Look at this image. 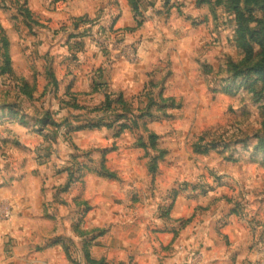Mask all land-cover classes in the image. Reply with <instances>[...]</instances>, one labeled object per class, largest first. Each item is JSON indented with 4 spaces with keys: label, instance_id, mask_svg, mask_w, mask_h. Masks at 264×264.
I'll list each match as a JSON object with an SVG mask.
<instances>
[{
    "label": "rangeland",
    "instance_id": "rangeland-1",
    "mask_svg": "<svg viewBox=\"0 0 264 264\" xmlns=\"http://www.w3.org/2000/svg\"><path fill=\"white\" fill-rule=\"evenodd\" d=\"M124 1L141 33L107 25L112 18L105 12L118 0H0V179L11 161L21 160L41 178L45 221L28 224L41 235L33 237L32 249L42 254L58 248L65 264H106L92 255L106 233L99 223L109 222L101 213L106 196L97 184L86 199V177L92 173L123 183L118 171L123 159L111 160L116 171L107 159L109 150L123 147L139 151L145 168L140 180L148 187L128 195L110 189L114 196L123 198L122 205L133 202L126 206L129 211L137 213L139 206V218H145L149 199L160 200L153 219L141 220V228L146 223L149 232L166 229L179 198L197 202L201 212L214 200L247 225L261 254L251 264H264V79L249 71L264 56V0H135L136 17L133 2ZM37 4L48 12L65 8L72 17L61 23L64 28L74 26L76 38L100 52L117 48L133 65L140 64L145 42L155 61L148 65L142 92L130 101L106 94L87 114L71 104L78 113L56 121L40 109L34 88H59L60 83L52 69L46 78L38 73L45 65L36 40L48 20L34 11ZM76 12L81 15L73 16ZM70 46L79 51L82 43ZM83 132L107 134L111 141L103 136L100 152L93 153L75 142ZM0 219L9 221L10 211L0 208ZM175 223L179 228L184 221ZM174 251L184 264H203L200 248L179 244Z\"/></svg>",
    "mask_w": 264,
    "mask_h": 264
},
{
    "label": "crops",
    "instance_id": "crops-1",
    "mask_svg": "<svg viewBox=\"0 0 264 264\" xmlns=\"http://www.w3.org/2000/svg\"><path fill=\"white\" fill-rule=\"evenodd\" d=\"M118 3L105 12L107 18H112L107 25L123 33H141L125 1L118 0ZM34 11L49 21L46 22L47 28L41 32L43 35L36 40L39 47L37 54L43 57L42 64L45 65L38 73L46 78L47 69H52V76L60 83L59 88H34V99L35 104L42 110H48L55 121L75 116L78 112L73 109L74 105L79 106L80 112L87 114L102 105L106 94L118 93L125 101H130L145 88L148 83V65L154 60L145 42L140 48V64L133 65L130 53L127 55L129 57L124 58L117 48L100 52L76 38L74 26L64 28L65 25L61 23L71 16L65 8L48 12L37 4ZM78 13L73 16H80ZM79 42L82 43L80 50L72 51L70 45ZM103 136L111 141L107 134L98 136L83 132L76 134L75 142L85 150L100 152L101 144L105 142H102ZM124 138L127 136L122 135L121 139ZM26 146L30 147L28 144ZM126 149L122 147L115 152L109 150L107 154L110 168L113 166L111 160L123 159L122 165L118 167L123 183L108 182L92 173L86 177V199L91 198L95 188L93 185H102L103 189L107 187L101 190V194L106 196L105 208L101 213H106L109 222L106 225L99 223V227H106V233L99 240V248L92 251L96 260L104 259L106 264H184L181 255H176L174 251L179 244L200 248L204 256L203 264H251L260 259L261 254L255 251L257 247L252 246L247 225L223 209V204L214 203V200L210 202L209 211L201 212L197 211V202L179 198L168 218L164 217L168 223L166 229L149 232L146 223L141 228V220L153 219L156 206L160 205L156 203L160 200L154 202L149 199L147 204L151 206L143 212L145 218H139V206L137 213L129 211L126 206L133 205V202L122 205L123 198L114 196L115 192L110 189H123L122 192L128 195L136 189L148 187L147 181L142 183L140 180L145 168L138 160L139 154L136 152L139 151ZM11 162L7 167L8 174L5 173L4 179H0V208L11 213L9 221L2 222L0 219V264H54L53 260L65 264L64 255L58 248L43 251L42 254H36L32 249L36 244L32 241L33 237L41 235L35 229L37 227L28 224L33 221L37 225L38 221H45L43 183L40 177L32 175L33 167L29 164L24 167L23 160L16 164ZM111 170L116 171L115 168ZM120 219L132 221L136 226H126ZM188 219L191 222L187 224L185 221ZM176 221H184V224L176 228Z\"/></svg>",
    "mask_w": 264,
    "mask_h": 264
},
{
    "label": "trees",
    "instance_id": "trees-1",
    "mask_svg": "<svg viewBox=\"0 0 264 264\" xmlns=\"http://www.w3.org/2000/svg\"><path fill=\"white\" fill-rule=\"evenodd\" d=\"M130 1L133 2V11H134L135 17H136L137 15H139V13H140L139 11L140 10L138 9L137 4L135 3V0H130ZM140 25H141V23H138L137 26H140ZM3 43H4L5 47H6V45H7L6 40H3ZM263 53H264V50H263ZM9 61H10V59L7 58V60H6L7 64L9 63ZM248 61H249V63L252 62V60H249V59H248ZM251 65L252 66L249 67L250 68L249 71L251 73L260 74L261 76H263V79H264V56H262L259 59V62H257V63L256 62L255 63L252 62ZM238 75H240V74H238ZM106 106H108L107 103L105 104L104 107H106ZM151 139H152V142H154V140H155L154 136H152ZM110 176L112 177L113 175L110 174ZM89 261L91 263H93V264H101L100 262H96V261H92V260H89Z\"/></svg>",
    "mask_w": 264,
    "mask_h": 264
}]
</instances>
